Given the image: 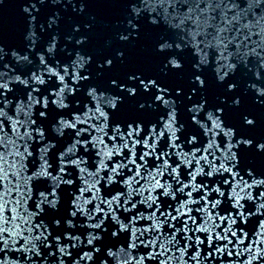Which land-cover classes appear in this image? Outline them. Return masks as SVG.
Listing matches in <instances>:
<instances>
[{"label":"water","instance_id":"95a60500","mask_svg":"<svg viewBox=\"0 0 264 264\" xmlns=\"http://www.w3.org/2000/svg\"><path fill=\"white\" fill-rule=\"evenodd\" d=\"M0 264H264V0H0Z\"/></svg>","mask_w":264,"mask_h":264}]
</instances>
